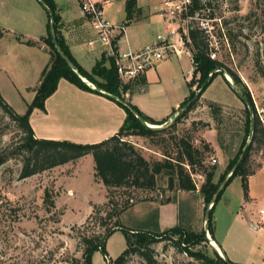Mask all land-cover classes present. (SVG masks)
Instances as JSON below:
<instances>
[{
  "label": "rangeland",
  "instance_id": "rangeland-1",
  "mask_svg": "<svg viewBox=\"0 0 264 264\" xmlns=\"http://www.w3.org/2000/svg\"><path fill=\"white\" fill-rule=\"evenodd\" d=\"M200 2L203 9L199 15L210 18L209 25L213 34L210 39L216 51V58L223 59L238 74L250 93L257 115L264 124V77L254 66L256 51L262 52L263 48L258 22V17L260 19L261 16L259 0H200ZM112 4L116 20L119 21L126 13L125 0H112ZM252 12L256 14L253 15ZM229 32L233 41L228 38ZM189 60L190 58L186 56L177 65V76L168 74L162 80L163 84L157 85L159 88L154 90V96L161 99L155 104L157 108L166 100L174 98L177 90H182L184 95H188V83L192 77L190 75L189 78L185 77L190 67H193ZM198 77L199 75L195 78ZM171 78L175 80L170 82ZM230 79L239 89L231 77ZM0 85L3 93L10 99L11 96L6 92L11 90V83L3 71L0 72ZM197 86L195 82L191 89L196 91L199 88ZM194 101L193 108L176 122L175 126H172V122L182 112L183 109L178 111L180 107L163 122V127H174L173 133L190 137L196 145H199L201 140L212 143L213 152L207 155L205 162L217 166L215 172L217 179L240 145L245 118L244 104L221 74L215 75ZM211 102L221 107L222 119L219 121L211 112ZM202 122L208 125L204 126ZM169 131L164 137L130 135L126 138L149 161L159 160L164 158L165 150H176L171 137L173 133L171 129ZM21 135L17 124L0 107V154H7V159L0 165V264H84L82 236L103 235L113 224L114 218L108 216L113 204L120 205L126 199L134 202L135 206L131 205L117 216L123 227L146 226L152 231H164L180 223L195 231L204 228L205 201L198 192L204 178L202 174L192 173L197 186L193 192L170 188L167 185V176L159 174L156 188L112 190L109 194L112 202H108L106 189L94 176L91 154L28 177L18 178L21 160L17 153L14 155L10 153L18 149ZM218 139L227 148L222 150ZM212 157L216 162L211 161ZM249 167L254 173L264 168V145L261 148L254 147ZM263 174L264 170L255 175L251 174L249 178L248 190L253 199L248 203L250 212L245 211L244 214L249 215L257 227L253 228L246 223L247 229L236 227L228 236L230 238L228 244L234 241L245 248L247 246V250L243 251H249L247 255H250L251 261L246 264H264V257L261 260L259 258L260 253L264 255L261 252L264 251V225L260 224L258 217V209L264 207ZM167 198L168 201L164 202ZM244 201L241 179L236 175L230 179L215 206L217 234L231 217L230 214L226 216V206L235 211ZM153 202L158 203V206ZM243 218L246 221L247 216L246 219L245 216ZM171 236L173 240L178 237ZM172 239L160 237L152 244L158 264H200L199 259L178 249ZM219 244L222 247L221 243ZM211 246L208 241L206 244L191 245V248L203 250L211 255L213 252ZM105 247L107 256L104 257L99 249H95L91 254V264L113 262L126 247L123 231L117 229L109 235ZM229 255L230 253H227L228 257ZM229 259L231 260L230 257ZM124 264L146 263L140 256L132 254L127 257Z\"/></svg>",
  "mask_w": 264,
  "mask_h": 264
},
{
  "label": "trees",
  "instance_id": "trees-1",
  "mask_svg": "<svg viewBox=\"0 0 264 264\" xmlns=\"http://www.w3.org/2000/svg\"><path fill=\"white\" fill-rule=\"evenodd\" d=\"M52 10L53 4L51 0H43ZM260 4V19L258 17L259 28L262 34L263 48L262 52L256 51L254 66L261 76L264 77V0H259ZM203 4L200 0H193V4L190 12L202 7ZM126 10V23L129 22L135 12L137 11L136 0H125ZM255 15V12H252ZM258 15V16H259ZM54 27L56 39L63 49V51L70 57L75 64L78 72L84 76L89 82L94 83L99 89L117 95L119 97H125V92L130 88L131 84L123 83L116 72L113 60L102 56L98 60L91 71L83 69L78 65L71 57L67 47L61 41L57 34V21L58 14L53 10ZM49 28V24H48ZM3 31L0 29V36ZM189 37L191 39L190 49L192 52V63L193 69L191 73V80L188 83L189 86L197 83V87L204 82L208 74L216 67H222L226 70L227 74L232 78L235 84L239 86L240 91L249 100L252 106L253 113V134L252 138L246 148L244 156L239 163L238 167L233 171L229 177L226 185L230 179L238 175L241 179V186L243 190L244 199L248 198V177L254 173L249 167L250 157L255 148H261L264 145V124L260 120L256 113L254 102L248 92L245 84L242 83L240 77L231 69L223 59L210 58L209 56V45L206 35L198 28H190ZM228 38L233 41L230 32ZM16 39L28 44L35 45L39 41L31 39H22L21 36H16ZM40 41L47 45L49 53V61L43 67L39 83L35 88V94L30 103L27 104V108L24 113H17L0 95V107L3 109L5 114L17 124L18 130L21 131V137L16 152H11V155L17 153L21 160V167L19 170L18 178H24L31 176L35 173L42 172L46 169L62 165L68 162H72L86 154H91L94 162V176L97 178L106 188L107 195L111 194L112 190L127 189H142L152 190L156 188L157 177L159 174L167 176V185L170 188H175L183 191H196L197 186L192 177V173L202 174L204 176L203 181L198 187V192L202 195L205 201V208L209 203L212 195L216 191L219 183L224 178L225 174L230 170L233 164L236 162L249 133L250 124V112L246 104H244V122H243V134L240 145L238 146L235 154L230 157L223 171L219 174L216 179V168L215 164H206V157L209 153L213 152V145L209 141L201 140L199 145L193 144L192 140L188 136L173 133L174 127H161L159 129H151L143 125L138 118L121 102L115 101L121 106L126 115L120 125L119 129L109 137L97 141V142H74L67 139H46L37 138L34 136L33 129L29 123V115L34 108L44 110L45 100L49 97L57 88L59 79L64 78L69 82L73 83L77 87L102 94L90 84L83 81L79 76L78 72L70 68L64 59L56 51L49 33L47 31L46 36L41 37ZM230 54V52L228 51ZM108 60V66L104 62ZM221 74V71H216L211 77L210 81L205 85L201 93L205 90L215 75ZM199 75L198 78H195ZM227 82V80L224 78ZM228 83V82H227ZM229 84V83H228ZM194 90H190L189 95L182 101L178 106L181 107L186 103L193 95ZM199 94V96L201 95ZM103 95V94H102ZM197 99V98H196ZM132 104V103H131ZM195 101L191 102L185 107L181 113H179L175 120L172 122V126H175L186 113L193 108ZM132 106L142 115L145 121L151 124H162L165 119L161 121H154L148 116L143 114L134 104ZM211 112L213 116H217V120H221V107L218 104L212 103ZM176 109L173 110L174 113ZM204 126L208 125L206 122H202ZM171 129L173 142L176 145V150H165L164 158L149 161L145 158L138 148L129 141L126 137L130 135H138L143 137L161 136L164 135ZM219 147L224 150L227 148L222 144L221 140L218 139ZM7 159V154H0V165ZM226 187V186H225ZM225 189V188H224ZM224 189L218 195L213 206L210 210V216L208 220V231L212 239L213 237V224H212V213L216 202L219 200ZM168 198L164 201L167 202ZM108 202H112L111 197H108ZM134 202L124 200L120 205L114 203L112 211L108 212V216L114 218L113 224L106 230L101 236H82V242L84 249L82 257L84 264H91V254L95 249H99L104 257L107 256L106 251V240L115 230L121 229L123 231L126 247L121 253L113 260L111 264H124L129 255L140 256L146 264H158L154 257V250L152 244L156 242L160 237L170 238L171 235H178L176 239H172L174 245L189 255L199 259L200 264H227L224 259L220 256L217 250L212 247V254H208L203 250H193L191 245H201L208 243L205 237V231L202 228L199 231L192 230L183 225L176 224L164 231H152L146 226L142 228H127L123 227L117 216ZM237 264V263H233Z\"/></svg>",
  "mask_w": 264,
  "mask_h": 264
},
{
  "label": "crops",
  "instance_id": "crops-1",
  "mask_svg": "<svg viewBox=\"0 0 264 264\" xmlns=\"http://www.w3.org/2000/svg\"><path fill=\"white\" fill-rule=\"evenodd\" d=\"M94 1L102 4L104 13L111 22L123 24V30L118 35L117 45L120 50L138 49L153 41L158 33L165 30L159 14L162 0H148L147 2L136 0L137 11L127 23L126 13L119 21L116 20L112 0ZM51 2L54 6V12L58 14L56 29L59 38L67 47L74 61L83 69L91 71L102 56L106 58L107 56L105 47L93 41L95 34L89 20L82 14L79 0H51ZM48 24L49 14L39 0H0V29L3 31L0 36V72H5L6 79L11 83V90L6 92L11 97L9 99L3 93L1 85L0 95L11 107L15 106L13 109L20 114L25 112L27 104L33 99L34 90L39 83L40 73L49 61L47 45L40 41V38L47 34ZM18 35L22 39H31L39 41V43L35 45L25 44L16 39ZM191 54L192 52H190V55L186 53L169 55L158 61L153 67L140 74L133 82L128 83L131 86L125 92L124 98L154 121L168 118L189 93L184 95L182 90H177L174 98L166 100L160 105V108H157L155 104L160 102L161 99L154 96V90L159 88L157 85L161 86L163 84L162 80L168 74L173 77L177 76L176 67L186 56L190 58L189 61L192 65ZM108 60L106 59L104 62L106 66H108ZM192 68L190 67L185 78H189L188 75L191 76ZM174 80V78H171L170 82ZM191 88L192 85L189 86V92ZM175 89H178V87H175ZM44 108V110L34 108L29 115V123L35 137L67 139L81 143L97 142L114 134L126 115L124 109L112 99L102 94L83 90L64 78L59 79L56 90L46 98ZM262 170L264 168L258 169L253 174L260 173ZM250 177L251 175L248 177V186ZM102 186L106 189L103 184ZM180 191L183 192V190ZM252 199L249 193L248 198L240 203V212L239 209L231 211L228 205L226 206V216L230 214L231 217L218 234L216 232L217 215L215 214L214 217L216 204L213 209L214 244L212 243L211 247L218 251L217 246H220L219 243H221V249L226 250L228 254L230 253L231 260L223 250L232 263L246 264L251 261L250 255H247L249 251H243V249L247 250V246L245 248V246L234 241L228 244V240H230L228 236L234 232L236 227L247 229L246 223L248 225H251V222L253 223L249 215H244L245 211L250 210L248 203ZM153 204L158 206V203L153 202ZM243 216H245V219L247 216L246 221L243 220ZM179 219L180 216L178 215L177 222H179ZM261 252L264 254V251ZM263 257L264 255L260 253V260Z\"/></svg>",
  "mask_w": 264,
  "mask_h": 264
},
{
  "label": "built area",
  "instance_id": "built-area-1",
  "mask_svg": "<svg viewBox=\"0 0 264 264\" xmlns=\"http://www.w3.org/2000/svg\"><path fill=\"white\" fill-rule=\"evenodd\" d=\"M192 4L193 0H162L159 14L165 30L158 33L150 43L135 50L124 51L117 45L123 24L111 22L105 15L100 2L79 0L82 14L89 20L95 34L93 41L105 47V54L107 58L113 60L118 77L123 83L133 82L145 70L169 55L182 53L190 55V28H198L206 35L209 56L216 58V51L210 39L213 35L209 25L210 18L199 15L203 6L191 13ZM211 161L214 163L216 159L212 157ZM258 215L260 224L264 225V207L258 209ZM251 226L257 227L254 222H251Z\"/></svg>",
  "mask_w": 264,
  "mask_h": 264
},
{
  "label": "water",
  "instance_id": "water-1",
  "mask_svg": "<svg viewBox=\"0 0 264 264\" xmlns=\"http://www.w3.org/2000/svg\"><path fill=\"white\" fill-rule=\"evenodd\" d=\"M39 2L41 3V5L47 10L48 14H49V33H50V37L52 40V43L56 49V51L59 53V55L64 59V61L67 63V65L72 68L74 71L78 72L75 64L73 63V61L70 59V57L63 51V49L61 48V46L59 45L56 36H55V27H54V17H53V10L43 1V0H39ZM216 71H221L223 77L227 80V82L229 83V85L232 87V89L235 91V93L241 98V100H243V102L246 104V106L248 107V110L250 112V124H249V133L246 139V142L236 160V162L233 164V166L230 168V170L225 174L224 178L222 179V181L219 183L216 191L214 192V194L212 195L209 203L207 204L206 208H205V213H204V231H205V237L206 239L212 244L214 242V240L210 237L209 235V231H208V220H209V216H210V210L211 207L213 206L215 200L217 199L218 195L221 193V191L225 188L226 183L229 179V177L231 176V174L233 173V171L238 167L239 163L241 162L244 153L246 151V148L252 138V134H253V111H252V106L251 103L249 102V100L244 96V94L233 85V83L231 82L230 77L227 75L226 71L222 68V67H216L214 68L206 77V79L204 80V82L200 85V87L194 92V95L186 102L184 103L180 109L178 111H180L181 109H184L185 107H187L191 102H193L201 93V91L203 90V88L205 87V85L210 81L211 77L213 76V74ZM79 76L81 77V79L85 82H87L88 84L91 85V87H93L94 89H96L97 91H99L100 93H102L104 96L115 100V101H119L121 102L124 106H126L137 118L138 120L145 125L148 128L151 129H159L161 127H163V123L162 124H151L147 121H145V119L142 117V115L137 111V109H135L132 104L123 97H119L117 95H114L112 93H108L105 92L101 89H99L94 83L89 82L84 76H82L79 72H78ZM177 112V111H176ZM170 117V116H169ZM168 117V118H169ZM214 244V243H213ZM218 247V253L220 254V256L224 259V261L227 264H233L228 257L226 256V254L224 253V251L221 249L220 246Z\"/></svg>",
  "mask_w": 264,
  "mask_h": 264
}]
</instances>
